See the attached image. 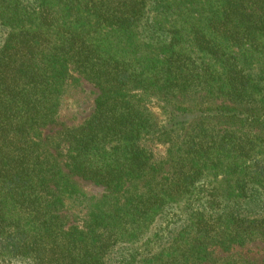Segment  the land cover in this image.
Instances as JSON below:
<instances>
[{
	"label": "trees",
	"instance_id": "1",
	"mask_svg": "<svg viewBox=\"0 0 264 264\" xmlns=\"http://www.w3.org/2000/svg\"><path fill=\"white\" fill-rule=\"evenodd\" d=\"M74 76L96 94L69 127ZM255 244L264 0H0V264H264Z\"/></svg>",
	"mask_w": 264,
	"mask_h": 264
},
{
	"label": "rangeland",
	"instance_id": "2",
	"mask_svg": "<svg viewBox=\"0 0 264 264\" xmlns=\"http://www.w3.org/2000/svg\"><path fill=\"white\" fill-rule=\"evenodd\" d=\"M74 78L75 81L68 84L58 112V123L69 127L77 126L89 116L96 94V90L91 84L83 79H77L75 76ZM151 110L157 114L162 124H164L165 120L160 117L158 109L152 105ZM151 148L156 157H161L164 153V147L162 146L152 145ZM77 183L79 188L88 195L99 197L103 194V189L92 183L81 180H78ZM242 252L257 262H264V244L249 246Z\"/></svg>",
	"mask_w": 264,
	"mask_h": 264
}]
</instances>
